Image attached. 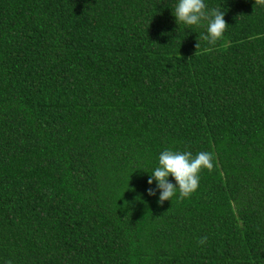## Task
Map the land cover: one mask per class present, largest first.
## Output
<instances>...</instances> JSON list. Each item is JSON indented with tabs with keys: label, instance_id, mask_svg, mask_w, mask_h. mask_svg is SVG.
Segmentation results:
<instances>
[{
	"label": "trees",
	"instance_id": "16d2710c",
	"mask_svg": "<svg viewBox=\"0 0 264 264\" xmlns=\"http://www.w3.org/2000/svg\"><path fill=\"white\" fill-rule=\"evenodd\" d=\"M204 2L0 0V264H264V0ZM165 149L214 168L159 204Z\"/></svg>",
	"mask_w": 264,
	"mask_h": 264
},
{
	"label": "clouds",
	"instance_id": "9594fccd",
	"mask_svg": "<svg viewBox=\"0 0 264 264\" xmlns=\"http://www.w3.org/2000/svg\"><path fill=\"white\" fill-rule=\"evenodd\" d=\"M258 2L261 0H255V3ZM173 15L178 24L183 23L187 26L199 25L202 20H207V34L202 38L211 45H215L228 27L224 19V11L218 8L206 11L204 0H178ZM196 48H199V43L196 44ZM213 159V154L208 151L193 155L190 151L163 150L158 157V166L147 181L149 185L156 181V189H147V194L154 196L158 189L159 204L171 200L177 191H179V199L189 197L199 187L201 170H213ZM169 176L174 178L175 184L169 182ZM206 240L207 237H201L198 244L202 245ZM8 264L11 262L9 261Z\"/></svg>",
	"mask_w": 264,
	"mask_h": 264
}]
</instances>
